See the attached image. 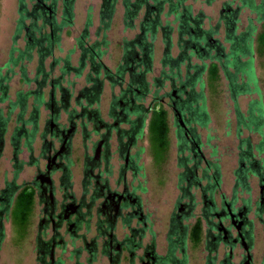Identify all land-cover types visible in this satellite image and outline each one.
I'll return each mask as SVG.
<instances>
[{"label":"flooded vegetation","instance_id":"af4514ba","mask_svg":"<svg viewBox=\"0 0 264 264\" xmlns=\"http://www.w3.org/2000/svg\"><path fill=\"white\" fill-rule=\"evenodd\" d=\"M44 9L51 16L50 8ZM48 29L52 38L51 25ZM54 48L50 55H36L33 78L21 65L19 83L30 88L15 92L13 101L8 98L11 71L0 77V103L7 101L4 113L0 108V264L5 246L13 252L27 247L33 264H254L251 216L264 231V178L253 173L255 164L238 159L237 169H247L245 176L236 169L230 196L221 192L217 164L203 155L193 111L182 101L184 87L166 77L171 91L158 96L167 82L163 78L146 104L152 61L145 55L122 52L112 73L93 51L77 46L75 67L69 56L55 59ZM20 61L29 64L32 58ZM86 68L82 88L66 81L82 77ZM55 69L57 77L51 76ZM105 81L118 89L106 109L101 102ZM165 98L174 119L176 195L159 216L143 198V165L149 120L156 110L167 113ZM251 175L261 188L255 201ZM23 192L32 194L31 212L16 218Z\"/></svg>","mask_w":264,"mask_h":264},{"label":"rangeland","instance_id":"374dc122","mask_svg":"<svg viewBox=\"0 0 264 264\" xmlns=\"http://www.w3.org/2000/svg\"><path fill=\"white\" fill-rule=\"evenodd\" d=\"M257 3L259 0H255ZM26 0L27 8L30 10L32 4ZM49 4V2H47ZM224 4H228L231 9L242 8L241 0H213L211 3H207L206 0H185V6L189 7L191 10L192 17L202 13L204 15V20L202 24V30L214 29L216 33L213 35V39L218 40L222 46L226 49L228 44L225 42L226 30L222 18V10ZM102 0H74L72 5V16L70 24L64 26L62 31L59 33V41L53 50V55L55 59H63L65 56L70 58V66H77L79 49L77 48V39L83 31L84 24L87 19V14L91 15V27L89 28L88 38L86 42L91 45L94 43H101L103 34L105 35V41L107 43L106 47H99L104 55L101 57V62L104 64L108 70L114 73L120 64L122 57V45L124 42L131 41L139 33L138 24L143 17L144 10L142 9L139 13V18L133 22V28H127L124 22V6L121 0H118L115 5L114 15L111 20L110 28L108 31L103 33L101 30L102 25L100 24V10H101ZM62 1H58L56 5V23L60 24L62 21ZM168 12L165 8L162 15L159 16L162 26L168 25L172 29L171 33V49L170 57L176 58L182 49L179 47L178 33H177V23L175 22L174 16ZM18 18V0H0V74L5 75L7 71H11V83L10 90L8 93L9 100L13 101L15 99V92L18 90L26 91L28 87H25L19 83V70L21 65L25 66L26 71L29 74V78H33L34 72L37 66L36 52L32 53V61L27 64L26 62H17L15 65L10 64V52L13 49L24 50L25 42L23 35H21L20 40L17 43H13V34L15 32L16 21ZM237 29L236 34H240L247 30L250 25V20L252 24L257 26V30H260V25L255 23V16L247 8L240 9L239 15L237 17ZM48 32V29L47 31ZM256 37V36H255ZM254 37V38H255ZM153 60H152V72L146 75V81L148 82L151 95L149 96L147 103H149L150 98L154 93H156L157 88L152 84L154 78H160L161 71L170 73L169 62H166L165 66L162 64V59L164 58L165 44L163 42L162 33L160 30L157 31L156 37L153 41ZM255 48V47H254ZM190 52H188L189 54ZM187 54V53H186ZM17 57V52H14L13 58ZM254 68L256 76L259 80V90L260 98L264 107V56H259L257 52L253 55ZM166 60V59H165ZM245 60V59H243ZM210 60L199 61L197 58H191V64H198L200 66L208 65ZM50 59L45 61L44 70L49 71ZM186 70V65L183 63L180 65L181 77H184ZM88 69L83 70V75L80 78H75L71 75L66 81L75 85V89H80L85 85L84 77L87 74ZM59 72L57 69L51 74L53 77H57ZM102 80V79H101ZM164 83V88L157 92L158 96L163 93L170 92L171 88L168 80ZM64 87L71 88L69 84L65 83ZM197 91L201 88L205 96V107L208 113L209 123L206 128L198 127V133L202 143V151L206 160L211 163H216L220 167V177H221V192L227 196H230L231 190L234 184V171L238 167L239 152L241 149V141L246 138L250 139L252 155L256 161L264 168V151L262 153L257 152V145L260 141H264V130L263 135L260 136L256 132H250L242 124H238L237 112L235 107L239 109V112L246 117L249 103L253 100H257L259 96L255 93L250 95H241L234 101L230 95L228 88V81L220 69L219 80L212 84L208 83L206 68L201 73V81L198 82ZM48 92V91H47ZM47 92L45 99L47 98ZM117 96L118 89H111L107 81L104 82L101 102L102 107L106 109L108 106L109 99L111 95ZM6 102L0 103V108L3 110L7 109ZM168 113L169 125L171 128L170 133V146L166 155L160 154L159 160L157 154L153 147L146 149L144 156V178L143 185L146 187L147 192L143 195L144 199L150 201L152 205L158 208V215H165L170 204L175 198V172H176V146L174 141V119L173 113L169 106V99H164L163 106ZM6 108V109H5ZM45 112L42 111V118L45 117ZM147 139V138H146ZM147 140L144 142L145 148L147 146ZM74 145V156H78V151L81 150L80 138L76 137L73 141ZM245 149V145L241 146ZM153 157V161L151 159ZM249 184L251 188V197L253 201L259 199V193L261 188L258 184L257 178L250 176ZM158 206V207H157ZM16 216V218H18ZM254 228H253V260L254 264H264V239H263V226L251 216ZM18 220V219H17ZM15 223L16 227L22 228V224L18 220ZM14 225V226H15ZM22 230V229H21ZM18 231V230H17ZM11 244V243H10ZM9 244V245H10ZM14 244V242H12ZM11 244V245H12ZM13 246V245H12ZM24 247V245H21ZM27 246V245H26ZM3 250L1 263L2 264H33L31 260V255L27 256L30 250L26 247L23 250L20 248L14 250L10 249ZM25 254V255H24ZM26 257H28L26 259Z\"/></svg>","mask_w":264,"mask_h":264},{"label":"trees","instance_id":"16d2710c","mask_svg":"<svg viewBox=\"0 0 264 264\" xmlns=\"http://www.w3.org/2000/svg\"><path fill=\"white\" fill-rule=\"evenodd\" d=\"M33 1L35 3L32 4L29 10L26 0H18V18L12 41L13 43H17L21 35H23L25 46L24 50L21 51L19 49L11 50L10 64H15L20 60L30 61L33 51L36 52V55H50L52 53V44L54 47L58 44L59 33L64 26L70 24L74 0H29V2ZM58 1H62L63 4L62 21L60 24H57L55 19ZM117 1L102 0L100 24L102 25L101 30H103V33L110 28ZM121 1L125 9L123 19L127 28H133V22L139 18L140 11L144 10L143 17L138 24L139 33L133 40L124 42L122 45L123 54L138 53L139 55H145L148 60L152 61L153 41L157 31L160 30L165 44L162 64L165 66L166 62H169L170 73H164L163 71L165 77L161 76V78L155 79L156 83L154 85L157 86L158 82L161 83L163 78L169 77L175 87H184L181 95L182 101L193 111V118L198 127L202 129L206 128L209 123L204 92L202 88L199 91L196 88L198 82L201 81V73L206 68L208 83L212 86V84L219 80L221 69L228 81L229 92L234 101L241 95L255 93L259 96L257 100L249 103L246 117L239 112L237 107H235V110L239 125L242 124L250 132H256L260 136L263 135L264 107L259 95V80L255 73L253 55L257 52L259 56H264V0H259L258 3L255 0H241L242 8H247L255 16V23L260 25V30H257V26L252 24L250 20L251 23L247 30L240 34H236V29L238 23L237 17L242 8L239 7L234 10L228 4H224L221 19L226 30L225 42L229 45L227 49L218 40L213 39V35L216 33L214 29L202 30L204 15L200 13L192 17L190 8L185 6V0ZM212 1L206 0L207 3H211ZM44 7L50 8L51 16H49ZM165 8L168 10L166 15L171 13L177 23L178 44L182 51L179 52L176 58L170 57L172 29L168 25L162 26L159 19ZM43 11L45 13L44 16ZM91 24V15L87 14L83 31L76 41L77 46L81 50L89 52V54H92L91 52L93 51L98 59H101L104 52H101L99 47L107 46L104 34L101 43L91 44L88 49L83 47L87 43L86 39L88 38ZM49 25L52 28V38L48 29ZM47 29L48 32H46ZM84 51H82L83 54ZM14 52H17L15 59L13 58ZM188 52L190 53L188 54ZM192 57L197 58L201 62L210 60V63L207 66L204 64L202 66L191 64ZM183 63L186 65V70L184 77H181L180 65ZM2 76L4 75L0 74V77ZM148 135L149 143L157 154V157H153L159 160V153L166 155L169 149V124L167 113L163 109L156 110L151 115L148 125ZM243 145H245V149L241 147ZM241 146L239 147L241 149L239 152V163H249L250 161L255 164L257 169L252 170L253 173H261V178H264V168L252 155L250 139L246 138L242 140ZM256 149L259 154L262 153L264 151V141H260ZM216 168L220 177V167L216 165ZM245 168H247L246 164ZM246 170L239 167L236 174L241 171L243 176H245ZM247 176L249 177V175ZM31 204L32 194L23 192L18 197L15 215L29 216Z\"/></svg>","mask_w":264,"mask_h":264}]
</instances>
